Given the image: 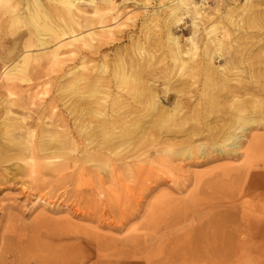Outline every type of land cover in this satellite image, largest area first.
<instances>
[{"label":"rangeland","instance_id":"1","mask_svg":"<svg viewBox=\"0 0 264 264\" xmlns=\"http://www.w3.org/2000/svg\"><path fill=\"white\" fill-rule=\"evenodd\" d=\"M30 1L0 0V231L8 221L27 226L42 219L53 226L64 223L69 236L84 239L85 264H147L137 259L142 255L151 264L159 258V264H264V239L257 237L261 245L253 248L250 241L256 239L242 233L248 213L264 218V180L255 190L262 195L255 197L244 194L239 178L251 162L264 172V69L258 77L260 90L250 83L240 87L238 81L248 79L246 65L231 71L234 96L229 89L209 87L212 81L193 72L192 61L181 67L170 51L167 29L184 49L191 48L190 15L178 25L170 20L167 24L164 14L157 27L152 12L160 11L161 0H119L117 21L107 23L116 40H106L100 52H88L80 62L68 46L62 49L64 62L21 68L6 79L5 60L33 27L32 19L19 18V13L26 6L40 11L54 3L39 0L38 7ZM80 2L92 14L90 0ZM14 4L16 11L10 8ZM202 6L213 7L214 0ZM256 9L264 18V2ZM242 10L235 6L231 14L241 16ZM42 21L43 32L52 35ZM53 21L57 28L69 22L58 17ZM226 22L219 18L214 26ZM99 30L96 26L92 37H99ZM158 30L161 38L154 36ZM8 97L20 99L21 105H10ZM116 98L119 105H113ZM257 105L259 112H254ZM239 114L258 123L240 132ZM232 131L244 134L240 147L217 155L214 146H223ZM14 139L25 144L16 145ZM42 139H50L62 152L59 160L68 162L60 175H38L16 166H25L20 153ZM136 145L140 151L128 159L133 173L112 174L110 167L83 157L103 152L115 159ZM188 146L195 147L192 156L175 153ZM207 206L208 213L190 222L195 209ZM135 231L147 233L152 247L136 250L132 257L133 247L124 240ZM102 236L121 241V249L115 254L99 249L96 239ZM105 251L111 253L106 259ZM121 254L126 256L121 259Z\"/></svg>","mask_w":264,"mask_h":264},{"label":"bare ground","instance_id":"2","mask_svg":"<svg viewBox=\"0 0 264 264\" xmlns=\"http://www.w3.org/2000/svg\"><path fill=\"white\" fill-rule=\"evenodd\" d=\"M53 1L52 7L46 6L38 11V9L31 10L29 6H26L19 13V18L30 17L33 21V27H30L27 31L29 38L21 41L19 46H17L18 51L8 56L5 60V68L2 75L6 79L10 78L16 70L18 71L21 68L30 71L35 66H42L44 69L53 61L64 62V58L61 55L62 49L65 47L72 46L70 52L73 55V59L77 58L80 62H84L87 56L86 53H93L96 50L100 52V45L104 44L106 40H116L117 33L108 29L109 25L107 23L110 20L117 21L120 15L119 9L116 11L120 3L119 0H103V2L90 0L93 6L92 14L85 12L80 0ZM31 2L27 0L28 5H31ZM263 2L264 0H246L244 3H240V0H214L213 7L204 8L202 5L208 4L209 0H161L160 11H154L152 14L153 19L157 20L155 23L157 27H161L160 23H162L163 17L167 24L170 20L179 25L185 15H190L192 36H190L189 41L192 44L191 48L184 49L177 37H170L169 29H167L168 39L172 41L170 51L173 53L176 63L182 61L180 62L181 67L187 65L188 68L187 62L189 60L192 61L191 70L197 74H204L208 80L212 81V85H209V87L214 88L216 86V89L220 90L229 89L231 86L229 85L230 82L234 80L231 77L232 69L241 65L245 67L246 65L249 70L248 79L239 80L240 87L250 83L253 87L260 90L261 80L258 77L260 76V71L264 69V31L261 30V28H264V18L259 16L258 12L256 13L258 11L256 8ZM34 3L40 7L39 0H34ZM235 6L243 7L241 16L237 17L231 14ZM10 8L12 11L19 9L18 4H14ZM164 14L165 16H163ZM55 17L68 19L69 22H66L65 27H54L53 18ZM219 18L220 20L225 18L227 22L221 27H215L214 22ZM41 20L44 22L43 26H47L52 31V35L43 32ZM2 21V11H0V22ZM96 26L100 28L99 33L96 34L99 37H92L94 35L93 29ZM85 28L90 33L89 37L84 35L85 30L83 29ZM251 28L259 29L250 31ZM118 32H126V30L119 29ZM160 32L161 30H158L155 33V38H161ZM23 37L24 35H21L20 39L22 40ZM256 50L257 52H255ZM154 56L153 53L150 54V58H154ZM217 60H223L225 64L217 65ZM61 69L67 72L71 71L70 68L66 69L63 65ZM167 69L168 67L165 68L166 72L168 71ZM42 72L44 73L45 70H42ZM215 75H221V77H215ZM228 91H231L233 96L236 92L235 89H229ZM255 92L259 93V91ZM117 99H115L113 105H119ZM7 103L10 105H21L20 99L14 97H8ZM259 109L260 105H257L254 112H259ZM237 119L240 132L246 131L247 127L258 123V120L246 117L243 114H239ZM243 135L232 131L229 136L225 137L223 146H214L215 151L218 153L217 155L235 151L240 147ZM13 141L16 145L25 144L19 139H14ZM102 143L100 144L102 145ZM57 148L59 147L50 139L34 142L26 149V152L20 153V157L26 167L20 164H16V166L22 171H27L28 168L32 170L31 173L38 175L45 174V171L60 175L67 168L68 162L59 160L62 159V152L57 151ZM168 148L169 150H175L172 149L171 145H168ZM199 150H202V147H199ZM139 151L140 146L136 145L131 151H127L115 159L105 155L103 152L99 154L87 152L83 154V157L98 161L102 167H110L112 174L117 171L133 173L135 171L133 164L128 159L135 157ZM194 151V146H188L183 149H176L175 153L184 154L187 152L189 156H192ZM239 178L243 182L244 194H254L255 197L262 195L255 191L261 189L258 184L259 180H264V172L261 171L260 164L251 162L245 168L243 174L239 175ZM173 204L169 203V205ZM188 209L185 208L184 211ZM210 209L208 206L202 207L200 211L195 209L192 214L194 217H192L190 222L195 220V217L199 216L200 213H208ZM49 223V221L42 219L41 221L38 220L36 224L27 226L17 224L15 221H8L0 231V264H85L87 256L83 252L84 239L79 236H69L64 223L58 226H53ZM243 223L244 231L242 233L248 231L247 235L252 236L251 239H256L257 237L264 239V218L254 213H248ZM237 230H242V226L238 227ZM148 236L144 231H135L134 234L131 233L127 240L124 241L131 243L133 247L132 253L136 250H140L141 252L139 251V253H143L147 247L149 249L152 247L147 242ZM152 238L150 237L149 239L152 240ZM96 240L99 249H113L109 251L111 253L114 252L113 254L121 249L118 247L121 241L104 236L98 237ZM245 243L243 241V245ZM250 243L253 248L261 245V242L257 239L251 240ZM111 253H106L105 251L104 259ZM123 256L126 255H122L119 258L122 259ZM136 256L137 254L134 253L132 257ZM137 259H146L147 264H151L149 262L150 258L144 257V255L138 256ZM158 260L160 262L161 258ZM164 264L175 263L174 260H171L170 263Z\"/></svg>","mask_w":264,"mask_h":264}]
</instances>
